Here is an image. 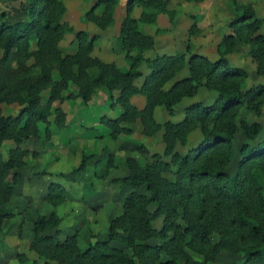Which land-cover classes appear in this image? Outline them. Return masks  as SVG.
<instances>
[{"label": "trees", "instance_id": "16d2710c", "mask_svg": "<svg viewBox=\"0 0 264 264\" xmlns=\"http://www.w3.org/2000/svg\"><path fill=\"white\" fill-rule=\"evenodd\" d=\"M26 2L25 21L8 24L0 12V225L13 218L3 206L23 180L19 170L26 166L28 151L22 145L38 141L41 131L44 141H49L51 127L66 129L65 113L52 110V104L80 99L88 105L97 91H103L112 100L111 108L120 109L116 118H100L110 138L130 135L132 125L140 121L144 137L161 133L163 150L151 152L138 146L143 163L127 158V174L111 180L119 190L129 192L122 214L110 221L106 240L84 248L77 245L75 235L60 242V219L51 213L34 220L29 251L44 264H208L222 252L244 257L230 264H264V129L259 122L239 119L242 108L261 117L264 84L244 89L246 71L226 58L237 43L248 46L255 73L264 79V35L260 32L264 19L256 18L251 5L234 2L235 13L228 24L231 33L222 39L225 49L217 59L211 61L190 48L188 56L177 52L146 58L147 52L155 50V42L141 32L139 24H154L158 13H168V1L128 0L117 37L127 66L119 68L92 55L98 38L86 31L73 33L76 51L64 55L59 44L73 31L63 19L64 4L59 0ZM116 4L117 0H97L85 18L105 30L116 20ZM136 6L142 9L138 19L132 16ZM100 7L103 10L97 15ZM143 65L147 74L140 70ZM184 71L187 74L177 79ZM202 88L214 94L211 102L192 101ZM65 91L67 96L62 94ZM135 95L144 97L142 109L130 102ZM185 100L191 102L183 107L180 120L157 122V108L172 118ZM2 104L18 105V113L5 116ZM194 131H199L200 141L178 151V146H187ZM239 131L249 142L239 147L240 159L230 176L226 169L235 156ZM8 141L13 146L4 157L2 149ZM93 157L82 156L74 172L84 171ZM83 187L94 192L95 185ZM66 198L61 185L49 184V205L58 207Z\"/></svg>", "mask_w": 264, "mask_h": 264}, {"label": "rangeland", "instance_id": "374dc122", "mask_svg": "<svg viewBox=\"0 0 264 264\" xmlns=\"http://www.w3.org/2000/svg\"><path fill=\"white\" fill-rule=\"evenodd\" d=\"M12 1L14 3L13 7L17 4V1L19 2L16 12L18 18H15V14L8 17V19L6 18L5 22L8 24L21 22L20 20L24 17V15L21 16V11L25 15L27 12L26 0H23V5H25L23 9L21 0ZM59 1L66 8L63 19L73 30L72 33L66 34L59 44V50L64 55L76 51L77 44L74 41L73 33L86 31L90 36L95 35L98 38L94 43L92 53L94 57L106 63H115L119 68L127 66L124 52L119 49L117 37L121 21L126 15L125 6L128 0H117L115 7L116 20L112 26L105 30L98 29L85 18V14L93 8L97 0ZM167 1L168 13H158L154 24H139L141 32L152 37L155 42V50L147 52L145 54L146 58L153 57L155 54H175L177 52L185 53L188 56L187 48H190L192 53L204 55L211 61L217 59L225 49L221 45L222 39L231 33L228 24L235 13L236 6L234 2L251 5L256 18L264 19V0ZM1 3L5 5L9 3V0H2ZM102 10L103 8L100 7L95 13L99 15ZM0 12L6 15L3 10H0ZM141 12L142 9L136 6L132 11V16L138 19ZM147 12L154 11L147 10ZM260 32L264 35V28ZM226 58L231 65L246 71L248 78L243 85L244 89L264 84V79L255 73V65L251 61L248 46L237 43L235 48L226 55ZM140 70L145 74L148 73L146 65H143ZM186 74L187 72L184 71L177 76V79ZM68 93V91H65L62 94L67 96ZM44 95H46V92ZM113 97H116V94ZM142 98L144 100L142 107V103L140 104L138 101H135L134 104L130 99V102L136 108L142 109L145 104V99ZM213 98V93L202 88L192 101L201 100L209 103ZM67 100L73 99L54 102L52 110L61 109V106ZM190 102V100H185L177 106L175 108L177 113L172 118L167 115L163 108L159 107L155 111V119L159 123H163L165 120L178 121L182 118L183 107ZM90 104L91 107L82 104L88 108L86 111L84 106L82 108L78 106L72 108L70 103L73 117L69 122L66 121L65 117V130L51 127L49 141H44V132L41 131L38 141L31 140L22 145L24 150L28 151V155L24 159L26 166L19 170L23 176L22 183L15 189L11 201L3 206V211L12 214L13 218L3 220L0 225V264H32V261L35 264H44L43 260L38 259L35 254L29 251L31 228L34 220L40 215L49 216L54 213L58 216L60 219L58 228L61 233L57 238L60 242H64L67 237L75 235L77 245L84 248L89 243L106 240L110 221L122 214L123 199L129 192L128 190H119L117 185L111 183V180L116 179L114 177H118L120 174L122 176L127 174V158L133 157L143 163V157L137 152L138 146L144 145L152 152L157 151L160 143H162L161 133L146 139V137L141 136L142 133H139V130L136 131L133 125V132L130 135H120V138L113 140L109 136L108 129V131L105 128V130L99 127L97 129L93 124H97L103 116L116 118L120 109L111 108L112 100L108 97L107 100L101 96L95 97L90 101ZM1 107L5 116H14L19 110V106L16 104H2ZM85 119L88 120L85 121L86 123L83 121ZM239 119H245L248 124L259 122L264 129V106L260 118H256L246 108H242ZM82 122L88 128H84L83 132H79L74 127V123L82 125ZM200 139L199 131H194L189 136L187 146H178L177 150L184 152L196 145ZM248 142L244 134L239 131L234 142L235 156L226 169L230 176L235 173L237 162L240 159L238 155L239 147ZM12 146L13 144L9 141L4 143L2 149L4 157H6L7 150ZM91 155L94 157L87 162V165L96 162L95 171L107 172L106 177L102 180L109 178L110 171H114H111L112 179L107 184L102 180L99 182L96 177L94 183H92L95 185L94 192H89L83 187L84 184L93 180L92 172L88 171L87 174L84 171L74 172L79 167L82 156ZM50 183H57L67 191L66 200L58 207H52L46 202L47 187ZM160 225V220L155 222L156 228H159ZM243 258L241 255L222 252L208 264L240 263ZM197 259H200V257H197ZM49 264L57 263L52 262Z\"/></svg>", "mask_w": 264, "mask_h": 264}, {"label": "crops", "instance_id": "0c3cea01", "mask_svg": "<svg viewBox=\"0 0 264 264\" xmlns=\"http://www.w3.org/2000/svg\"><path fill=\"white\" fill-rule=\"evenodd\" d=\"M2 2V0H0V10H3L5 13H6V15H7V17H6V15H5V17H4V19H5V21H6V18L8 19V17H10V16H12L13 14H15V18H18V16H16V12H17V10H18V1H17V4L13 7V5H14V3H13V1L12 0H9V3H7V4H5V5H3V3H1ZM21 3H22V9L24 8V6L25 5H23V0H21ZM21 9V8H20ZM24 12V11H23ZM21 16H23L24 15V17H22V19L20 20V21H25L26 20V18H27V12H26V15L24 14V13H22V11H21ZM74 52V51H73ZM73 52H71V53H68V54H73ZM53 77L54 78H56V73H53ZM67 93V92H66ZM99 96H101L103 99H105V100H107V97L109 98V95H107L105 92H103V91H97L93 96H92V98H91V101H92V99H94L95 97H99ZM131 101L134 103L135 101H138L140 104H141V107L143 106V98L141 97V96H138V95H135V96H133L132 98H131ZM68 105H67V104ZM70 103H71V105H72V108H74L75 106L77 107H80V108H82V106H84V105H82L83 103L80 101V99H73V100H67V101H65L64 103H63V105L61 106V109L64 111V113H65V115H66V121L67 122H69V120L71 119V117H73V114H71L72 112H71V108H70ZM135 104V103H134ZM66 105H67V109H66ZM87 107H91V104H90V102L88 103V105H86ZM86 106H84L85 107V110L87 111V107ZM138 107V106H137ZM2 108V107H1ZM76 119V118H75ZM84 122L85 121H88L87 119H85V120H83ZM139 122V123H138ZM86 123V122H85ZM88 123V122H87ZM82 125H84V126H82V125H78V124H75L74 123V127L76 128V129H78V131L79 132H83V130H84V128H88V126L86 125V124H83V122L81 123ZM94 126H96L97 127V129H98V127L99 128H105L106 129V131H108L107 130V128L103 125V124H100V121H98V123L97 124H93ZM135 126V129H136V131H138L139 130V133H142V126H141V123H140V121H137L135 124H133V127ZM104 129V130H105ZM87 132V131H86ZM88 134V133H87ZM143 138H145L143 135H141ZM120 138V137H119ZM146 139H148V138H146ZM69 142H71V141H69ZM70 144V143H69ZM162 150H163V144L162 143H160V146H159V148H158V150H157V152H162ZM59 160H60V157H59ZM61 161V160H60ZM96 162H92V164H89V165H87V168L84 170V173H88V171H91L92 172V181H90V183H94V181H95V179H96V177H98V176H102V174H104V172L103 173H101V170H98V172H97V170L95 171V168L97 167L96 165ZM99 166H101L100 164H99ZM121 170H122V168H121ZM123 170H124V168H123ZM112 171V170H111ZM110 171V173H109V178H106V179H104V180H102V182H105V184H107V182L110 180V179H112V177H111V173L112 172H114V171H112L111 172ZM119 176H122L121 174L119 175ZM118 176V177H119ZM118 177H114V178H118ZM101 180H99V182H100ZM87 183V182H86ZM90 183H87V184H90ZM128 192V191H127Z\"/></svg>", "mask_w": 264, "mask_h": 264}]
</instances>
